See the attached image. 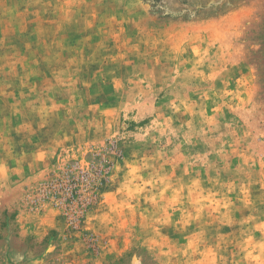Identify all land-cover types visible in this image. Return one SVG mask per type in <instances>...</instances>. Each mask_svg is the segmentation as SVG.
<instances>
[{"label": "rangeland", "instance_id": "1", "mask_svg": "<svg viewBox=\"0 0 264 264\" xmlns=\"http://www.w3.org/2000/svg\"><path fill=\"white\" fill-rule=\"evenodd\" d=\"M0 264H264V0H0Z\"/></svg>", "mask_w": 264, "mask_h": 264}]
</instances>
